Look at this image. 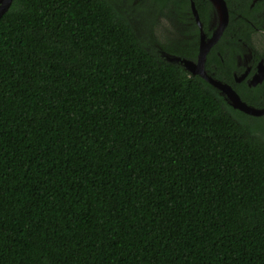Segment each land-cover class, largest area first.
<instances>
[{"label": "trees", "instance_id": "trees-1", "mask_svg": "<svg viewBox=\"0 0 264 264\" xmlns=\"http://www.w3.org/2000/svg\"><path fill=\"white\" fill-rule=\"evenodd\" d=\"M234 32L207 59L230 83L227 37L251 33ZM0 264H264V115L164 58L113 0H13L0 17Z\"/></svg>", "mask_w": 264, "mask_h": 264}, {"label": "flooded vegetation", "instance_id": "flooded-vegetation-1", "mask_svg": "<svg viewBox=\"0 0 264 264\" xmlns=\"http://www.w3.org/2000/svg\"><path fill=\"white\" fill-rule=\"evenodd\" d=\"M192 2L195 3L199 19L196 18L193 12ZM224 2L228 10V22L225 30L230 27L231 30H235L233 34H236L237 31L243 28L251 31V33L248 40L241 38L234 40L227 37L226 43L236 44L234 49L235 69L232 70V83L223 81L213 75L216 74L218 69V65L215 62H212L207 68L208 55L221 41L225 30L207 54L206 71L215 79L231 85L238 94L239 92L236 88L241 87L243 88L242 92L247 90L252 96L255 97L256 95L259 103H264V0H224ZM199 5L197 7L195 0H189V7L179 11V14L176 13L175 6H172L171 17L175 20V29L181 31L180 36H177L178 39H176L177 43L175 45L179 46V43L181 45L178 50H175L176 53H162L172 59V62L183 65L180 61L183 58L196 61L198 53L195 58L185 57L181 53L191 47L193 43H190V41L192 40H195L193 42L198 43L199 47L202 34L208 40L221 23L219 8L213 0H200ZM191 30H197V33H193ZM216 54L223 59L220 51L216 50ZM220 72H223V70ZM240 97L242 98L241 95ZM242 100L244 99L242 98ZM244 101L247 102L246 100ZM253 106L257 107L256 105ZM258 108H264V106H258Z\"/></svg>", "mask_w": 264, "mask_h": 264}, {"label": "rangeland", "instance_id": "rangeland-1", "mask_svg": "<svg viewBox=\"0 0 264 264\" xmlns=\"http://www.w3.org/2000/svg\"><path fill=\"white\" fill-rule=\"evenodd\" d=\"M113 2L119 10L131 16L143 38L161 54H173L166 51L164 49L166 47L174 51L180 48L181 43L178 44L179 46L175 45L177 36L181 33L175 29V20L169 15L162 14L153 0H113ZM163 54L162 56L168 60L169 58Z\"/></svg>", "mask_w": 264, "mask_h": 264}, {"label": "water", "instance_id": "water-1", "mask_svg": "<svg viewBox=\"0 0 264 264\" xmlns=\"http://www.w3.org/2000/svg\"><path fill=\"white\" fill-rule=\"evenodd\" d=\"M13 0H0V17L5 13ZM220 11L221 23L219 27L215 30L214 34L207 40L205 39V35L202 34L201 42L199 46L198 58L196 61L183 58L181 59V63L183 67L188 70L193 75H200L213 86H215L222 95L226 97V100L236 109H239L247 114L261 116L264 114V108H258L253 105H249L247 102L242 100L240 95L236 92V90L229 85L228 83H224L218 79H215L211 76L205 68L207 54L210 51L211 47L219 40L222 36L227 22H228V10L226 3L224 0H213ZM193 12L197 19H199L197 9L195 7V3L192 2ZM199 21V20H198ZM168 61L172 62V59H168Z\"/></svg>", "mask_w": 264, "mask_h": 264}]
</instances>
